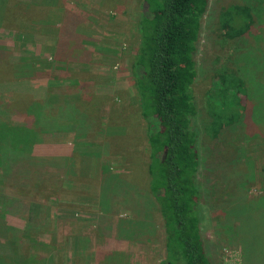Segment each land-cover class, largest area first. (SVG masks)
Returning <instances> with one entry per match:
<instances>
[{"label": "rangeland", "instance_id": "rangeland-1", "mask_svg": "<svg viewBox=\"0 0 264 264\" xmlns=\"http://www.w3.org/2000/svg\"><path fill=\"white\" fill-rule=\"evenodd\" d=\"M142 1L0 0V102L11 94L45 98L53 127L32 147L47 159L38 173L27 164L0 173V264L26 256L24 264H103L113 252L127 264H162L130 71ZM244 6L250 29L229 39L222 13ZM195 61L206 254L211 264H264V0H207ZM227 71L244 81L242 117L214 133L208 102L216 75ZM69 156L73 168L60 160ZM121 180L133 187L115 189Z\"/></svg>", "mask_w": 264, "mask_h": 264}, {"label": "trees", "instance_id": "trees-1", "mask_svg": "<svg viewBox=\"0 0 264 264\" xmlns=\"http://www.w3.org/2000/svg\"><path fill=\"white\" fill-rule=\"evenodd\" d=\"M206 8L207 0H143L136 22L139 43L130 71L138 96L137 115L145 126L149 198L160 216L162 264H211L206 254V239L200 231L196 152L199 133L192 125L197 114L193 95L197 76L196 44ZM250 10L245 6L234 7L222 13L227 38L240 37L249 31ZM214 81L208 109L211 130L217 133L240 121L239 94L244 81L229 71L218 73ZM20 97L11 94L0 102V173L4 175L16 174L22 164L38 173V168L47 161L32 153V147L53 128L44 113L45 98L23 96L30 99L26 103ZM17 105L20 112H15ZM227 109H232L229 115H226ZM55 111L57 115L62 114L59 108ZM76 111L65 113L75 115ZM16 113L22 116L21 121L12 119ZM60 160L74 167L72 157ZM124 185L133 187L123 180L113 187L119 190ZM104 187L100 193L102 199ZM26 258L29 259L26 256L15 263L24 264ZM125 259L124 254L113 252L103 264H127Z\"/></svg>", "mask_w": 264, "mask_h": 264}, {"label": "crops", "instance_id": "crops-1", "mask_svg": "<svg viewBox=\"0 0 264 264\" xmlns=\"http://www.w3.org/2000/svg\"><path fill=\"white\" fill-rule=\"evenodd\" d=\"M70 150H71V147H70V145H69L67 154L70 152Z\"/></svg>", "mask_w": 264, "mask_h": 264}]
</instances>
